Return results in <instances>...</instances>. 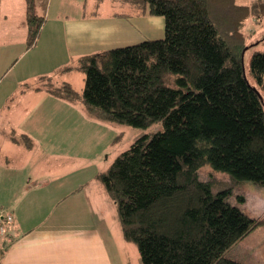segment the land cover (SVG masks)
I'll list each match as a JSON object with an SVG mask.
<instances>
[{
  "label": "trees",
  "instance_id": "obj_1",
  "mask_svg": "<svg viewBox=\"0 0 264 264\" xmlns=\"http://www.w3.org/2000/svg\"><path fill=\"white\" fill-rule=\"evenodd\" d=\"M164 19L161 38L79 55L83 87L38 78L37 90L106 124L162 129L143 133L96 174L114 202L122 238L142 264H243L225 256L260 222L212 193L205 164L234 182L264 186V49L251 52L241 29L249 6L237 0H121ZM26 3V45L43 17ZM264 18V0H255ZM264 37V36H263ZM173 75V85L167 84ZM19 140L29 147L30 137ZM242 200L241 196L238 197ZM4 237V236H3ZM2 237V239H3Z\"/></svg>",
  "mask_w": 264,
  "mask_h": 264
},
{
  "label": "crops",
  "instance_id": "obj_2",
  "mask_svg": "<svg viewBox=\"0 0 264 264\" xmlns=\"http://www.w3.org/2000/svg\"><path fill=\"white\" fill-rule=\"evenodd\" d=\"M88 1L33 0L43 19L28 47L25 0H0V209L13 217L0 241V264H142L122 238L115 205L96 174L83 181L72 173L64 188L54 175L62 167L83 173L96 167L120 142L121 126L89 118L79 103L35 88L40 76L53 82L57 74L63 78L54 84L75 89L64 76L75 68H60L74 66L79 55L161 38L164 19L138 14L120 0L111 1L123 11L87 14ZM21 134L30 137L29 147L11 139Z\"/></svg>",
  "mask_w": 264,
  "mask_h": 264
},
{
  "label": "rangeland",
  "instance_id": "obj_3",
  "mask_svg": "<svg viewBox=\"0 0 264 264\" xmlns=\"http://www.w3.org/2000/svg\"><path fill=\"white\" fill-rule=\"evenodd\" d=\"M237 1L249 6V15L241 26L242 31L246 35L247 44H254L244 52L242 58L243 66L247 70L251 52L254 49H264V18H261L259 21H257V11L254 5L255 0ZM123 10L124 7L116 6L111 0H92L88 1L87 5L85 6V11L87 14H109ZM51 25L52 24L48 23L46 30L50 29ZM42 51L43 50L41 49L38 50L37 54L42 53ZM57 57H59L58 54ZM68 63L69 65H72L71 62ZM69 72L70 73L67 75H64L65 78L69 77L72 79L74 86L76 87L75 89L81 91V87H83V72L78 69H72ZM62 78L63 77L56 74L53 82H60ZM172 79L173 75H170V81L168 80L167 84L173 85ZM120 126L121 128L119 127V129L122 130L120 142H118L114 147L111 146L103 153L96 167H87L84 173L80 168H75V170H73L74 166L62 167L60 168L61 172L55 170L54 175L58 178L57 181H61V183H63L62 188L65 187V182L69 180V177L72 173L75 175L76 180L83 179V181H87V179H91V177L93 178L94 174H97L96 172L105 170L116 157L115 155L126 149L139 134H152L162 129L160 122L154 123L145 129L126 125ZM118 135H120V133ZM2 140L4 141V136L0 134V141ZM198 177L200 180L207 181L209 183L212 193H217L222 189L229 188L230 193L227 197V201L231 205L240 207L249 216L259 218L261 220V222L252 231H250L235 245L228 249L225 256L233 260L242 261L245 264H264V186H260L252 181L234 182V180L227 173L215 171L208 164L203 165L198 170ZM239 196H241L242 200H239ZM112 203L114 202L112 201ZM114 208L112 213H114L115 210L116 214V209ZM114 222L112 221L113 227L116 229ZM117 234H119L118 231ZM2 246L3 244L0 243V248H2ZM125 262L132 264L129 261Z\"/></svg>",
  "mask_w": 264,
  "mask_h": 264
},
{
  "label": "built area",
  "instance_id": "obj_4",
  "mask_svg": "<svg viewBox=\"0 0 264 264\" xmlns=\"http://www.w3.org/2000/svg\"><path fill=\"white\" fill-rule=\"evenodd\" d=\"M13 217L11 212L5 209H0V241L2 237L7 234L11 225H12Z\"/></svg>",
  "mask_w": 264,
  "mask_h": 264
}]
</instances>
